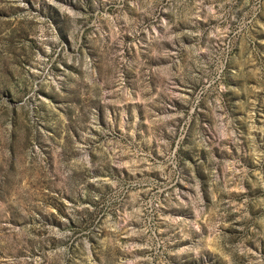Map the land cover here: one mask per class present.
I'll return each instance as SVG.
<instances>
[{"label": "rangeland", "instance_id": "obj_1", "mask_svg": "<svg viewBox=\"0 0 264 264\" xmlns=\"http://www.w3.org/2000/svg\"><path fill=\"white\" fill-rule=\"evenodd\" d=\"M0 264H264V0H0Z\"/></svg>", "mask_w": 264, "mask_h": 264}]
</instances>
